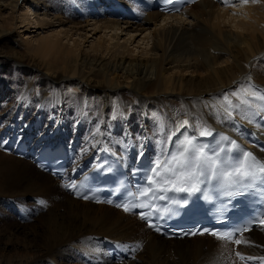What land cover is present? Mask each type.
I'll return each instance as SVG.
<instances>
[{
    "label": "bare ground",
    "instance_id": "1",
    "mask_svg": "<svg viewBox=\"0 0 264 264\" xmlns=\"http://www.w3.org/2000/svg\"><path fill=\"white\" fill-rule=\"evenodd\" d=\"M151 2L0 0V201L24 220L0 231L24 247L0 251V264L115 263L108 244L122 251L119 264H264L235 255L264 256V227L242 235L241 245L166 239L134 214L64 187L103 150L129 173L137 151L161 161L162 146L184 127L198 137L227 132L264 159V0H201L179 14ZM59 144L67 171L53 178L32 159ZM29 199L46 208L36 225ZM135 255L137 263L124 262Z\"/></svg>",
    "mask_w": 264,
    "mask_h": 264
},
{
    "label": "snow or ice",
    "instance_id": "2",
    "mask_svg": "<svg viewBox=\"0 0 264 264\" xmlns=\"http://www.w3.org/2000/svg\"><path fill=\"white\" fill-rule=\"evenodd\" d=\"M177 3H181L182 0H176ZM222 2L227 3V0H222ZM245 4L249 3V0H243ZM252 3H258L259 0H251ZM164 3L166 5L172 4L173 0H164ZM179 10V9H176ZM233 95H236L235 92L232 93ZM224 99L227 100L228 97L224 96ZM261 100H264V96L260 97ZM247 103V101H245ZM225 139H227L225 137ZM6 144V141L0 140V145ZM231 144L235 145V141H232ZM178 151L183 156V159L178 161L179 163V169H169L171 172V178L169 177H162L161 183L164 185H173V191L174 192H187L188 190L179 187L175 183V178L177 176L183 177L185 179H194L198 183L201 184H208L212 185L213 181H219L218 184L215 185V187L218 190V194L225 197H234V196H241L245 194H254L258 193V197L256 199V203L259 205L258 208V214H253L251 217H245L244 222L242 224L234 225L231 229H224L225 232L224 235H220L219 239L225 240V241H232V237L234 234H240L244 231L249 230L248 224L253 221L259 219L260 216H264V163L257 165L254 155L250 151H243L241 150L236 156H232L229 149L226 147H220L218 150H212L214 152V156L216 159L220 158V153H225L223 158V164L226 166V168L231 170H222L220 172H217L215 160H212L210 163L208 159L203 158V147H193V150L190 155H188V149L184 148L182 145H178ZM161 155L165 158H168L170 160H177V156L175 153H169L166 144H164L161 148ZM143 157L142 151H137L136 153V159L140 160ZM160 160V157H157V161ZM157 161L153 162V165L148 169L149 172H151L153 175H159V168L161 164ZM51 163L53 165L58 166L61 161L59 158H54ZM107 163V162H105ZM247 165V167H245ZM42 167H47L46 162H42ZM74 167H76L74 165ZM103 167V165H101ZM105 171H111V165H109L107 168L104 169ZM139 171V169H137ZM54 174H60L61 178H63L66 173L58 171L57 168L53 169ZM257 172H259L260 176L257 175ZM76 179L78 177L71 180V182L66 183L64 187L69 189H77L76 193L77 195H80L83 199H88L89 196L87 192H81L79 190L80 187H83V185L79 186L76 184ZM146 181L148 183H155L152 179V176H147ZM193 191H199L198 188L192 187ZM88 191H95L94 189L89 188ZM113 192H118L119 189L115 188L112 189ZM146 191V189L144 190ZM162 191H168V187H164ZM128 196L131 199H135V196L132 193H128ZM156 199H162V200H168L169 205L167 207V216H161L159 214L156 215V219L158 221H161L162 224H167L168 220H171L176 217L180 216H189V215H195L197 212V206L196 202L192 200L191 193L189 192L187 195L179 197V196H173V197H164V196H157ZM197 199H200L198 197ZM189 201H191V204H189ZM100 202V201H97ZM107 203H112L111 200L106 201ZM40 203H43V201H40ZM231 201L228 200L224 202V207H216L215 211L216 213H222L223 211L227 210L228 204H230ZM185 205H188V207H184ZM117 207H123V210L125 212L130 211V208L127 204H119L117 203ZM251 206V205H250ZM140 208H148V204H140ZM140 215V218L145 221L148 227L153 228L155 231L160 232L162 230L161 223H152V215L153 213L151 211L147 213H138ZM223 219L224 223H227L226 217H218L216 219V223H221V220ZM199 223V222H197ZM260 223L264 225V219L260 220ZM195 227V226H194ZM210 234L214 237L218 236L217 231L210 230L207 228H197L196 231L188 230L185 232L186 235H203V234ZM236 245H240L242 241L240 239H236L233 241ZM247 243V242H244ZM135 246H130V251L134 250ZM237 257L241 261H253L256 259H259L260 261H264V256L261 257H254L251 255L245 256L240 251H237L235 253Z\"/></svg>",
    "mask_w": 264,
    "mask_h": 264
},
{
    "label": "rangeland",
    "instance_id": "3",
    "mask_svg": "<svg viewBox=\"0 0 264 264\" xmlns=\"http://www.w3.org/2000/svg\"><path fill=\"white\" fill-rule=\"evenodd\" d=\"M106 11H108V9H106ZM18 31H20L18 34H22L21 37L20 35L18 37H16L17 40H19L18 42H24V37H26L27 35L25 34V32H23V29L21 30V28L18 29ZM24 34V35H23ZM33 34H29L28 36H32ZM17 50H20L17 48ZM5 73H7L8 75H10V71H12V66L10 64L5 65ZM4 108V106H1V108ZM3 151V150H2ZM29 208L34 210V217L28 221L31 222L29 224H34L36 225L37 223V219L40 217V215L45 214L44 211H46L45 207H42L37 200H32L29 199ZM44 209V210H43ZM37 210V211H36ZM37 213V214H36ZM37 215V216H36ZM23 217L21 215V212L16 208L12 207L11 205L8 204V202L6 203L5 201L1 200L0 201V231L5 229L6 227H8L9 223H22L24 220H21ZM35 218V219H34ZM35 223H34V222ZM23 224V223H22ZM11 234H4L0 236V251L5 250L7 252L10 251H22L24 249V247H22L21 243V239L19 238V241H16L17 243H15V247L10 246V236ZM3 237V238H2ZM15 248V249H14ZM105 259L109 260L107 256L104 257ZM133 261L134 263H137V256H133V257H128L127 259L124 260V262H130ZM69 262L74 263V260L72 261V259L70 260H66L63 263L64 264H69ZM123 263V262H121ZM88 264H95L94 262H89ZM109 264H119V262H113L111 261V263ZM130 264V263H129Z\"/></svg>",
    "mask_w": 264,
    "mask_h": 264
}]
</instances>
